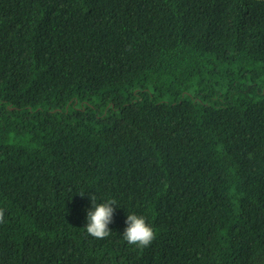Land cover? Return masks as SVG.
<instances>
[{
    "label": "trees",
    "instance_id": "16d2710c",
    "mask_svg": "<svg viewBox=\"0 0 264 264\" xmlns=\"http://www.w3.org/2000/svg\"><path fill=\"white\" fill-rule=\"evenodd\" d=\"M0 209V264H264V0H0Z\"/></svg>",
    "mask_w": 264,
    "mask_h": 264
},
{
    "label": "clouds",
    "instance_id": "9594fccd",
    "mask_svg": "<svg viewBox=\"0 0 264 264\" xmlns=\"http://www.w3.org/2000/svg\"><path fill=\"white\" fill-rule=\"evenodd\" d=\"M92 208L87 212V223L83 229L85 235L94 240L108 239L112 233L109 225L113 222V216L117 207L116 199H107L97 203V196L89 197ZM4 221V210L0 209V223ZM127 227L121 237L122 241L136 250L148 249L156 239V231L147 222L145 216L135 213L128 214L125 220Z\"/></svg>",
    "mask_w": 264,
    "mask_h": 264
}]
</instances>
